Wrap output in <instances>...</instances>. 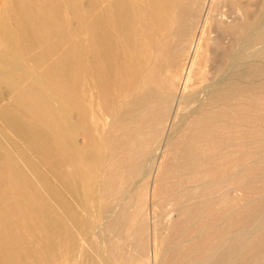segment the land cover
I'll return each mask as SVG.
<instances>
[{
	"label": "bare ground",
	"instance_id": "obj_1",
	"mask_svg": "<svg viewBox=\"0 0 264 264\" xmlns=\"http://www.w3.org/2000/svg\"><path fill=\"white\" fill-rule=\"evenodd\" d=\"M10 1L0 264H264V0Z\"/></svg>",
	"mask_w": 264,
	"mask_h": 264
},
{
	"label": "rangeland",
	"instance_id": "obj_2",
	"mask_svg": "<svg viewBox=\"0 0 264 264\" xmlns=\"http://www.w3.org/2000/svg\"><path fill=\"white\" fill-rule=\"evenodd\" d=\"M11 2L12 1H10V0H0V25H2V24H6V25H8L9 27H13L14 25L13 24H11L12 22H11ZM5 15V16H4ZM9 15V16H8ZM36 51L37 50H35V53H36ZM38 52V51H37ZM259 59H261L262 61H261V63L260 64H263L264 63V48L262 47V46H260L259 45ZM28 64L29 65H32V63L31 62H28ZM264 65V64H263ZM8 92L7 90H6V88L5 87H3V92ZM261 94H262V98L260 97L259 98V101L257 100V102H259V108H260V110H259V113H260V116L264 113V105H262L263 103H264V101H263V99H264V92H261L259 95L261 96ZM247 95H249V93L247 92ZM251 96V94L248 96V97H250ZM10 99H12V98H10ZM10 99H8V100H10ZM250 99V98H249ZM249 99L246 101V103H248L247 104V106L249 105V106H251V104H252V106L253 107H255L256 105H254L255 103H254V100H253V103L251 102V101H249ZM11 101V100H10ZM263 108V109H262ZM261 109H262V112H261ZM259 113H254L255 115H258ZM259 116V117H260ZM263 117H264V114L262 115ZM261 116V120H262V117ZM260 119V118H259ZM260 120V121H261ZM264 121V119L262 120V122ZM262 122H260V126L262 127V126H264V125H262V124H264V122L262 123ZM107 127V126H106ZM261 127H259V128H261ZM81 141V140H80ZM260 146H259V151H261L262 153L261 154H263V152H264V149H262L261 150V144H259ZM263 148V147H262ZM259 155H260V153H259ZM261 158V157H260ZM259 158V159H260ZM261 161H263L264 162V155H263V158L262 159H260ZM263 164V166H261V167H263V168H261V169H259V174H261V175H264V163H262ZM260 168V167H259ZM261 171V172H260ZM76 205V204H75ZM79 208V207H78ZM122 259V258H121Z\"/></svg>",
	"mask_w": 264,
	"mask_h": 264
}]
</instances>
